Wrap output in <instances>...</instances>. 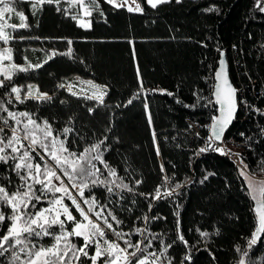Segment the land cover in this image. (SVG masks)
Masks as SVG:
<instances>
[{
    "label": "trees",
    "instance_id": "obj_1",
    "mask_svg": "<svg viewBox=\"0 0 264 264\" xmlns=\"http://www.w3.org/2000/svg\"><path fill=\"white\" fill-rule=\"evenodd\" d=\"M140 2L143 12H129L125 6L97 0L100 11L89 16L90 26L81 27L78 18L82 9L78 2L60 0L59 5L44 4L33 14L29 0H21L17 8L27 12L26 22L30 27L15 31L10 28L15 38L8 44L0 42V48L10 47L12 62L17 65L41 64L40 68L18 72L13 83L37 85L53 99L44 103L27 101L11 110L29 111L39 120H48L54 134L65 136L67 147L76 152L108 137L102 146L107 148L103 159L116 169L124 183L134 188V193L124 190L119 195L109 194L106 187L97 186L91 192L85 189V194L94 195L100 204L107 205L106 214L112 210L123 222L117 226L109 218L114 227L125 233L147 227L150 234L173 244L168 250L172 264H238L241 253L236 248L247 249V241L256 227L254 202L244 178L239 175L241 167L230 157L213 151L197 154L206 130L203 128L201 135L194 136L187 119L205 122L207 82L217 68L222 50L227 52L232 79V61L237 58L245 72V81L250 84L255 80L261 91L259 105H264V12L259 11L257 0H181L180 3L170 0L155 9L146 0ZM57 7L61 10L57 11ZM13 19L20 22L16 16ZM69 47L70 56L59 55ZM53 52L58 54L49 59ZM76 73L108 84L103 104L59 87ZM141 81L145 90L157 91L141 92ZM161 89L173 95L162 93ZM5 91L0 89V98H4ZM137 93L138 98L128 104ZM89 109L93 111L90 113ZM148 112L152 116L151 125ZM238 116L226 136L247 138L251 147L240 148L244 163L250 173L264 176L260 172V162L264 160L261 131L264 114L251 109L247 115L240 112ZM65 127L72 131L62 134ZM153 130L159 141V155ZM160 158L164 172L172 178L169 188H175L177 183L183 186L169 196L154 199L157 187H164ZM36 159L39 161V156ZM94 163L103 173L101 178H108L104 166L98 161ZM136 180L142 182L136 185ZM19 183L15 173L0 164V184L12 192ZM0 210L11 214L10 208ZM144 216L151 219L145 222ZM7 226L6 221L0 228V236ZM178 230L188 241L187 247L177 239ZM197 230L210 235L202 238ZM53 231L58 232L59 228ZM108 235L116 239L110 232ZM72 239L78 246L83 244L81 238ZM131 239L135 243L143 237L133 234ZM52 242L51 237L38 241L44 245ZM149 250L159 252V240L153 241ZM93 253L94 248H90L89 254ZM186 255L191 258L185 260ZM249 257L256 264H264V234L250 250ZM0 264H7L6 256L0 257Z\"/></svg>",
    "mask_w": 264,
    "mask_h": 264
},
{
    "label": "snow or ice",
    "instance_id": "obj_2",
    "mask_svg": "<svg viewBox=\"0 0 264 264\" xmlns=\"http://www.w3.org/2000/svg\"><path fill=\"white\" fill-rule=\"evenodd\" d=\"M29 2L32 5L33 14H35L36 10L44 4L59 5L60 0H29ZM106 2L116 7L127 5V0H122L119 4L116 3V0H106ZM146 2L155 9L158 5L169 3L170 0H146ZM180 2L181 0H176V3ZM20 3L21 0H0V42L4 44H8L15 38L7 29L11 28L15 31L18 28L30 27L26 22L27 17L24 12L17 10V5ZM78 3L86 16H91L93 11H100L97 0H78ZM133 3H135V9L128 7L129 12H143L139 3H136L135 0ZM257 7L260 12H264L261 0H257ZM60 10L57 7V11ZM213 10L209 9V11ZM13 15L19 19V24L8 23ZM101 15H103L102 12ZM72 18L75 20L77 16ZM80 26L88 25L81 23ZM20 39L25 38L20 37ZM68 43L71 45L72 41L69 40ZM57 54L53 52L48 58L52 59ZM71 54V47L66 53H59V55L69 56ZM224 56V52L221 51L218 68L213 75L215 83L212 85V95L214 99L208 100L205 105L218 106L215 108L218 115H213L211 123L206 126L209 135L205 145L199 148L197 154L213 151L222 156L235 155L239 163L243 165L238 171L239 175L244 178L249 195L254 201L253 212L256 216V227L251 238L247 241V249L242 250L237 246L236 251L241 253L238 264H246V258H248L247 264H256L250 259L249 252L264 234V180H255V173L248 171V165L244 163L243 156L240 153H232L231 149L226 146L228 141L225 139V133L236 118L240 105L244 104L249 108L252 106L248 105L246 101L238 99L239 90L229 79L228 64ZM25 60L27 61V57ZM4 61H9V63L5 64ZM40 67H42L41 64L32 65L31 63L17 65L12 62V49L0 48V77H2L0 89L6 90L4 98H0V164L6 165L20 181L16 185V190L12 192L5 185L0 184V208L11 209L9 215L0 210V228L6 221L8 222L7 231L0 236V257L6 256L7 264H85V261H90L91 264H98L100 261L102 264H172L173 258L168 255V250L173 246L172 243H164L159 235L150 234L147 227H137L134 229V233L117 230L109 218L117 226L123 222L117 218L113 211L107 210L105 215L107 205L100 204L94 195L85 197V189L91 192V189L97 186L106 187L109 194L114 192V187L121 191L126 190L129 193H134V188L124 183L123 178L117 175L116 169L103 159V152L107 148H102V146L105 145L107 136L77 153L66 146L65 140L59 138V133L54 134L53 125L48 120H39L34 113L29 111L11 110L15 108L16 104H25L27 101L44 103L53 99L47 92H41L37 85L21 86L13 83L14 76L18 72H27ZM137 75L139 77V69H137ZM82 83L88 84L95 90L86 99H94L103 104L104 96L107 95L106 86L97 85L93 81H83ZM59 87H64V85H59ZM140 90L141 92L157 91L154 89L145 90L142 81ZM159 91L170 96L173 95L166 90ZM72 94L76 95L75 92ZM138 96L139 93L134 95L128 104H131ZM145 109L146 111L148 109L147 102ZM255 110L260 112V109ZM92 111L93 109H89L90 113ZM148 122L149 125L152 124L150 112H148ZM70 131H72L71 128L65 127L62 134L66 135ZM261 131L264 132V129ZM152 135L155 144L156 133L154 130ZM196 135L199 136V133ZM243 135L241 133V136ZM156 152L157 155L160 154L158 145ZM37 156H39V161L36 159ZM94 161H98L104 166L108 177H115V179L111 181L107 177L101 179L103 173ZM260 164V172L264 173V160ZM164 171V166L161 164V172ZM209 175H213V173H209ZM65 178L68 183H65ZM207 178V176L204 177L205 180ZM171 179V177L164 176L165 182H170ZM141 182L136 180L135 184L139 185ZM182 186L177 183L175 188ZM72 189L76 190L75 194ZM171 194L172 192H166L164 195ZM140 195L144 194L140 193ZM160 198V186H158L154 199ZM66 199L71 202V206L82 219H77L73 215L70 206L64 202ZM42 203H46L47 206L37 207ZM97 208L99 210H96ZM150 219L148 216L143 217L145 222ZM69 222L71 223L70 230L67 227ZM177 224L179 226V220H177ZM57 227L59 231H53ZM109 232L116 237L115 240L108 238ZM133 234H138L143 239L133 243L131 239ZM199 234L202 238H207L210 235L204 231H199ZM44 237H51L53 242L50 245L38 243ZM73 237L81 238L83 244L78 246L73 241ZM177 239L186 247L188 246V241L179 230ZM156 240H159L161 250L159 252L149 251L153 248V241ZM120 241L123 242V246ZM90 248H94V254H89ZM190 258L188 255L185 256V260Z\"/></svg>",
    "mask_w": 264,
    "mask_h": 264
},
{
    "label": "built area",
    "instance_id": "obj_3",
    "mask_svg": "<svg viewBox=\"0 0 264 264\" xmlns=\"http://www.w3.org/2000/svg\"><path fill=\"white\" fill-rule=\"evenodd\" d=\"M229 63H230V61H229ZM232 63H233V69H234L233 81H234L236 88L239 90L238 91V99L246 101L248 105L252 106L251 108H249V107L245 106L244 104H241L239 109H238V113H237V116L235 118V121L238 120V117H239L238 115L240 112H241V114L247 115V113H249V111L252 109L256 113H264V105L263 106L259 105V97H260L261 91H259L257 89L255 80L253 79L252 82L250 84H248L244 79V73L245 72L242 71L241 63L239 62V60L237 58H234ZM215 70H214V72H215ZM214 72L211 73V77L209 78V80L207 82L208 96L206 99V104H207L208 100L214 99V97L212 95V92H213L212 85L215 83V81L213 80ZM83 81H93L97 85L106 86V91H107V95H108L109 86L107 83L99 81V80H97L91 76H86V75H82V74H78V73L73 74L67 80H64L61 85H64V87H62V88L65 91H67L68 93L72 94L73 92H75L76 93L75 96H81V97L91 96L95 90L92 89L88 84L82 83ZM107 95L104 96V102L106 100ZM92 100H94V99H92ZM94 101L96 103H99L97 100H94ZM216 107H218V106H215V105L206 106V111H205L206 116H205V122L204 123H201L200 121L192 119V118L187 119L188 126L191 125V127H189V130L192 132V134L194 136H196V133H199V135H201L203 128L206 130V132L203 133V135H202L204 143L201 147H203L205 145V142H206L207 137L209 135V130L206 126L211 123V117L213 115L218 114V112L215 111ZM255 109H260V112H257ZM225 139L228 141L226 146H227V148L231 149L232 153H240L241 154L240 148H243V147L244 148H250L251 147V145L249 144L246 137H237L236 135H230L227 137L225 135ZM156 145H159L158 140H156ZM228 157H230L238 166L243 167V165H241L239 163V160L235 155L228 156ZM160 162H161V164H163V161L161 158H160ZM164 176L170 177L167 174V172H164V174H163V183L164 184L163 185L166 188L164 189V187L161 186V188H160L161 195H164L166 192H172V193L175 192L176 188H169L168 185L170 184V182H165ZM114 193L121 194L122 191H121V189L114 187ZM87 196H91V195H87ZM69 206L71 208V205H69ZM67 226L70 227L69 223ZM117 230H119V229H117ZM119 231H121V230H119ZM120 243H121V241H120ZM121 245L123 246V244H121ZM149 251H153V250H149Z\"/></svg>",
    "mask_w": 264,
    "mask_h": 264
},
{
    "label": "rangeland",
    "instance_id": "obj_4",
    "mask_svg": "<svg viewBox=\"0 0 264 264\" xmlns=\"http://www.w3.org/2000/svg\"><path fill=\"white\" fill-rule=\"evenodd\" d=\"M72 2H78V0H71ZM122 2V0H116V3L117 4H119V3H121ZM135 2L136 3H139L140 4V6L143 8V5H142V3L140 2V0H135ZM126 8H128V7H132L133 9H135V3H133V0H127V5L125 6ZM82 9V14H81V16L78 18V22L79 23H84V24H86V25H90L91 24V19L89 18V16H86L85 14H84V10H83V8H81ZM17 10L18 11H22V12H24V14H25V16L27 17V19H28V15H27V12L23 9V8H17ZM14 16V15H13ZM13 16L11 17V19L8 21V23H11V24H19L20 22H18V23H16V22H14V19H13ZM7 31L8 32H10V28L9 29H7ZM6 48H10V47H8V46H6ZM4 63L5 64H7L8 62H6V61H4ZM0 79H2V77H0ZM28 85V84H27ZM61 140H65L66 138H65V136H62V137H59ZM66 143V142H65ZM67 146V145H66ZM71 150V149H70ZM73 151V150H72ZM83 151V150H82ZM77 153H79V152H77ZM101 179H104V178H101ZM108 180H113V179H115V177H108L107 178ZM254 179L255 180H264V176H260V175H256L255 174V176H254ZM65 183H68V181H67V179L65 178ZM72 191H73V194H75V192H76V190L75 189H72ZM85 197H90V196H87L86 194H85ZM66 204H68V205H71V202L69 201V200H65L64 201ZM47 206V204L46 205H44L43 207H46ZM82 206H84V205H82ZM85 208L87 207V206H84ZM71 210H72V213H73V215L74 216H76L77 217V219H82L80 216H79V213L78 212H76L75 211V209H74V207H72L71 206ZM96 210H99V208H97ZM106 214V213H105ZM61 219H63V217H61ZM93 219H95V217H93ZM101 224H102V221H101ZM103 226V225H102ZM68 227V226H67ZM69 228V230L71 229V227H68ZM108 238L110 239V240H115V239H112L109 235H108ZM122 246V245H121ZM94 254V253H93Z\"/></svg>",
    "mask_w": 264,
    "mask_h": 264
},
{
    "label": "water",
    "instance_id": "obj_5",
    "mask_svg": "<svg viewBox=\"0 0 264 264\" xmlns=\"http://www.w3.org/2000/svg\"><path fill=\"white\" fill-rule=\"evenodd\" d=\"M222 51H223L224 54H225L224 58L226 59L227 64H228V74H229V79H230L231 83L235 86L234 81H233L232 76H231L230 63H229V60H228L227 52H226L225 50H222ZM219 59H220V57H219ZM218 61H219V60H218ZM217 68H218V64H217ZM217 68H216V69H217ZM235 87H236V86H235ZM237 113H238V111H237ZM237 113H236V116H237ZM217 115H218V114H217ZM234 121H235V119L233 120V122H232V124L230 125V127L233 125ZM230 127H229V128H230ZM227 131H228V130H227ZM227 131H226V133H227ZM226 133H225V135H226ZM253 202H254V201H253Z\"/></svg>",
    "mask_w": 264,
    "mask_h": 264
},
{
    "label": "crops",
    "instance_id": "obj_6",
    "mask_svg": "<svg viewBox=\"0 0 264 264\" xmlns=\"http://www.w3.org/2000/svg\"><path fill=\"white\" fill-rule=\"evenodd\" d=\"M79 23V22H78ZM79 24H81V23H79ZM84 24V23H83ZM88 26H90V25H88Z\"/></svg>",
    "mask_w": 264,
    "mask_h": 264
}]
</instances>
